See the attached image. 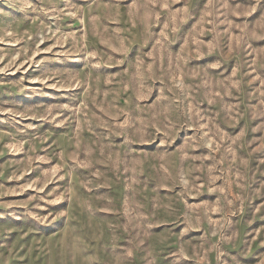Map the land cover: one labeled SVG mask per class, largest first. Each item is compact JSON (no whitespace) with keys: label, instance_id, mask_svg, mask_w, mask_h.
<instances>
[{"label":"rangeland","instance_id":"1","mask_svg":"<svg viewBox=\"0 0 264 264\" xmlns=\"http://www.w3.org/2000/svg\"><path fill=\"white\" fill-rule=\"evenodd\" d=\"M0 264H264V0H0Z\"/></svg>","mask_w":264,"mask_h":264}]
</instances>
